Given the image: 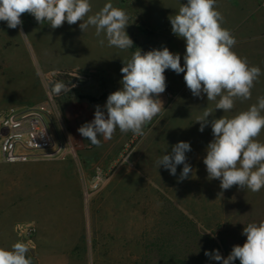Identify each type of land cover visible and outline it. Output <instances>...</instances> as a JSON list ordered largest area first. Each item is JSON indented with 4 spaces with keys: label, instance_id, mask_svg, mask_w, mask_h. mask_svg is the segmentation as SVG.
<instances>
[{
    "label": "rangeland",
    "instance_id": "374dc122",
    "mask_svg": "<svg viewBox=\"0 0 264 264\" xmlns=\"http://www.w3.org/2000/svg\"><path fill=\"white\" fill-rule=\"evenodd\" d=\"M109 2L129 17V49L108 46L103 34L97 37L93 26L83 32L80 22L56 29L46 21L23 22L11 29L0 21V115L53 94L57 113L47 126L56 142L74 149L65 161L0 164V247L28 243L33 264H220L205 252L218 250L227 258L234 245H243L244 226L264 221V188L223 190L220 180L209 179L203 159L214 137L210 123L201 132L196 121L206 109L213 110L209 121L231 118L264 97V0H216L222 26L236 39L233 50L261 69L251 99H236L228 112L215 110L216 101L206 94L194 97L184 74L169 69L159 96L164 110L144 127L145 134L117 128L111 139L99 137L96 147L78 128L94 119L97 105L106 113L107 97L122 86L123 61L138 49L167 47L183 65L186 50L169 20L186 0H90L89 15ZM74 45L82 53L93 47L101 64L93 72L73 66ZM57 81L73 85L71 91L55 94ZM258 139L264 142V131ZM180 141L191 145L186 162L192 172L184 180L178 179L183 165L173 176L157 163ZM32 216L38 222L28 224ZM30 225L34 233L28 238L23 232Z\"/></svg>",
    "mask_w": 264,
    "mask_h": 264
},
{
    "label": "clouds",
    "instance_id": "9594fccd",
    "mask_svg": "<svg viewBox=\"0 0 264 264\" xmlns=\"http://www.w3.org/2000/svg\"><path fill=\"white\" fill-rule=\"evenodd\" d=\"M91 12L90 0H0V21L11 29L22 26V15L29 14L40 24L46 21L53 29L65 22L69 25L80 22L83 32L93 26L95 35L103 34L110 47L126 50L134 45L126 32L129 17L123 9L109 2L89 15ZM169 20L172 33L185 41L183 65L180 54L167 47L147 52L138 49L123 61L122 86L107 97L106 113L97 105L94 119L78 128L92 145L100 147L99 137L109 140L117 128L122 133L131 131L143 136L144 127L164 110L159 96L166 90L165 71L169 69L184 74L185 84L194 97L206 94L208 101H216L215 110L228 112L234 108L236 99H251L261 69L233 50L236 39L222 26L224 17L217 10L216 0H186ZM98 43L103 46L105 39H99ZM71 87L57 81L52 91L59 95L71 91ZM262 113L264 97H259L256 104L231 118L221 116L209 121L212 109H206L197 118L201 132L211 124L214 139L206 147L203 163L208 178L220 180L221 189L239 186L259 192L264 188V142L258 139L264 131ZM189 151V142L176 143L170 154L158 160V167L163 166L175 176L177 166L183 165L178 179H187L192 172L186 162ZM242 234L246 241L242 246L234 245L227 258L218 250L206 251L205 255L222 264H234L236 260L240 264H264V221L247 224ZM28 251L29 245L23 241L15 242L10 249L0 247V264H33L27 257Z\"/></svg>",
    "mask_w": 264,
    "mask_h": 264
},
{
    "label": "built area",
    "instance_id": "2783aa9c",
    "mask_svg": "<svg viewBox=\"0 0 264 264\" xmlns=\"http://www.w3.org/2000/svg\"><path fill=\"white\" fill-rule=\"evenodd\" d=\"M26 16L35 20L29 14ZM56 113L54 95L48 93L39 104L12 107L0 115V163L13 165L39 160L65 161L74 156V149L66 143L56 142L47 126L46 122H50ZM33 233L31 225L23 232L28 238ZM234 264L237 262L234 261Z\"/></svg>",
    "mask_w": 264,
    "mask_h": 264
},
{
    "label": "crops",
    "instance_id": "0c3cea01",
    "mask_svg": "<svg viewBox=\"0 0 264 264\" xmlns=\"http://www.w3.org/2000/svg\"><path fill=\"white\" fill-rule=\"evenodd\" d=\"M21 19H22L23 22H26V24H28V23H31L32 24V23H34L36 21V20H32V19L28 18L26 15H22ZM16 36H18L19 45L20 44L22 45L21 40L19 39L18 31H17ZM42 46H43V44H42ZM15 50H16L15 51L16 52L15 55H16L18 61H20L19 58H18V55H19V52H20L19 49H18V47ZM73 54L76 57L75 59H77L76 61H74L72 63L73 66L80 67V68L85 66L86 67L85 69L87 71H92L93 72V70L95 68H97V66L99 64H101V62H102V57L98 53H96V51H95V49L93 47H90V48L88 47L86 49V53H82V51L78 50L77 46L74 45ZM44 57H43V55H42V57H40V61L41 62L43 61L42 58H44ZM35 162H37V161H31V162H27V163H35ZM0 164H2V163H0ZM20 164H26V163H20ZM32 165H34V164H32ZM6 199H7V197H6ZM32 215H36V214H32ZM26 222L28 224L37 223L38 222V219H36V218H34L32 216L31 218L26 219Z\"/></svg>",
    "mask_w": 264,
    "mask_h": 264
},
{
    "label": "trees",
    "instance_id": "16d2710c",
    "mask_svg": "<svg viewBox=\"0 0 264 264\" xmlns=\"http://www.w3.org/2000/svg\"><path fill=\"white\" fill-rule=\"evenodd\" d=\"M87 99H88V100H89V99L92 100L90 97H87Z\"/></svg>",
    "mask_w": 264,
    "mask_h": 264
}]
</instances>
